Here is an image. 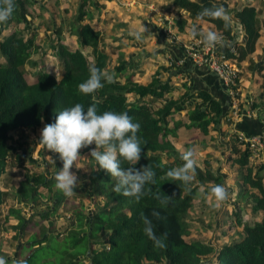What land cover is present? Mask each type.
<instances>
[{"label": "trees", "instance_id": "trees-1", "mask_svg": "<svg viewBox=\"0 0 264 264\" xmlns=\"http://www.w3.org/2000/svg\"><path fill=\"white\" fill-rule=\"evenodd\" d=\"M25 2L27 0H15V9L8 20L16 24H26L23 7ZM82 5L83 3L77 8L68 31L76 36L77 48L69 49L57 40L55 42L60 65L58 77L47 70H39L31 82L25 79L24 64L38 49L34 33L23 37L22 27L8 32L0 40V178L1 175L8 174L6 169L9 154L12 153L16 159L20 157L17 151L20 146L9 143L11 132L54 123L59 111L76 103L82 104L85 109L96 103L99 113L106 110L127 112L134 122L140 124L137 135L141 139L142 153L141 159L133 167L152 166L156 171V183L145 186L146 191H151L139 201L116 193L113 191L115 178L99 169L96 161L89 155L94 168L89 176L90 191L94 200L103 198L102 205L88 217L84 205L77 203L71 210L75 224L64 234L59 231L48 232L43 226L29 230L28 221L23 219L20 209L9 208L7 214L16 221L12 230L17 232V229L24 228L25 231H30L22 246L23 249H28V253L20 256L19 252L17 257L25 258L27 264H264V214L252 223H243L240 236L218 249L200 240L184 239L189 229L185 215L197 194V187L192 186V183L185 187L178 180L171 181L166 178V171L179 166L180 159L167 136L174 135L177 127L181 125L178 121L169 124V119L174 113L186 108V102L193 94L185 93L176 99L167 98L156 109H150L145 98L163 99L171 92L172 87L167 82L159 81L157 71L145 85L134 82L129 74L120 81L126 68L125 63L118 55L117 65L109 68V57L100 47V31L89 23H82L84 18L90 19V14L81 9ZM169 5L186 13V17L175 14L171 22L172 28L182 31L187 23L186 19L201 20L197 18V14L203 8L220 4L213 0H170ZM230 14L240 24L245 39L242 44L233 45V52L225 51L223 54L225 58L238 62L254 51L259 27L253 6L244 5L233 9ZM201 21L212 24L226 40L233 38L231 23L226 30L221 20L205 17ZM86 48L89 53H85ZM91 65L115 73V78L113 83L105 82L104 87L96 93L85 95L78 90V85L88 78ZM129 94L135 96L131 101L128 100ZM195 97L201 101V106L195 105L187 111L188 123L184 126L196 127L206 134L207 126L217 123L219 117L223 116L222 106L205 90L196 91ZM231 137L238 143L235 133ZM87 150L88 147L83 148L80 153ZM234 151L236 157L233 162L240 169H244L240 176L243 186L255 190V193L243 192L246 194L245 201L252 212L264 211V165L257 166L252 172V167L248 164V147L243 146ZM163 157H172L173 160L163 162ZM60 163L62 164L61 161ZM203 163L205 167L208 165L207 161ZM121 166L129 165L122 163ZM204 175L207 180H216V175L209 170H205ZM39 188L46 190L53 201L50 211L38 215L40 220H46L69 197L56 189L54 177L47 178L43 173L25 174L14 190L16 203L37 204ZM173 193L176 196L172 203L161 207L157 195L163 197ZM238 195L243 197L241 193ZM5 196L6 193L0 191V204ZM154 210L159 212V218L152 215ZM142 213L151 219L154 231L163 239L165 247L154 246L153 241L145 235ZM101 233L104 239H100ZM93 244L99 248L95 249ZM209 254L214 255L213 260L201 262L202 257Z\"/></svg>", "mask_w": 264, "mask_h": 264}, {"label": "rangeland", "instance_id": "rangeland-1", "mask_svg": "<svg viewBox=\"0 0 264 264\" xmlns=\"http://www.w3.org/2000/svg\"><path fill=\"white\" fill-rule=\"evenodd\" d=\"M157 1L159 0H27V2L23 4L26 26L23 22L16 24L12 20L0 24V40L8 32H13L22 27L23 30L21 35L23 37H26L29 33L35 34V43L38 45V49L24 64V77L28 82H31L39 70H47L46 61H53V59H51L53 57L57 60L55 49L56 40L63 45H65V43L75 45L74 40L76 36L68 31L74 21L77 8L83 3L81 9L90 14V19L84 18L82 23H89V25L95 29L100 30V47L108 55L109 68H111L110 66L114 67L119 62L117 54L120 52L116 53V51L114 52L112 49V46L115 45L112 44L113 38L114 40L117 39L113 37V33L119 28L118 25L125 23V25L129 24L135 28L137 23L142 24L143 21L147 29V27L151 28L153 25L156 26L157 22H159V25H157L159 31L163 33L164 36L166 35L168 38H171L168 26L169 23H167L169 20L162 18L156 21L159 17L160 8L158 10L153 9L151 4H155L154 6L158 7L159 4ZM168 1L169 0H166V2ZM124 19L126 21H123ZM127 29L128 27H125L122 30L123 35L131 37L130 30ZM151 34L155 36V32ZM64 40L66 42H64ZM121 43H123L122 40L116 42L117 45ZM84 51L85 53H89V49L87 48ZM48 56L50 59H48ZM120 56L122 55L120 54ZM88 59L90 60L89 56ZM55 66V68H58L60 71L59 62H55ZM125 72L126 71L123 70L122 79L126 75ZM129 75L132 76V74ZM122 79L120 81H122ZM131 79L134 82L136 81L133 77ZM167 98L166 95L163 99ZM128 100L131 101L130 99ZM145 100L148 101L149 107L152 110L162 104L158 99L146 97ZM42 127L43 125L35 129H22L13 131L10 134L11 138L9 139V143H15V145L20 146L17 149L20 153V157L16 159L13 158L12 153L9 154L7 158V167L10 168V170L3 178L2 186H4V188L1 190V192L6 193V196L0 204V248L5 250V252L0 253H2V256L6 255V257L9 258H16V256H18V253L14 256V247L16 244H22L19 251L20 256H23V253H25V255L28 253V249H23L22 246L27 241L25 236L30 232L28 230L25 231L24 228L17 229V232L12 230V226L16 221L7 214L9 208L20 209L21 216L24 220L28 221L29 230H35L36 228L40 229V227L43 226L48 232L51 230L52 232L59 231L64 234L75 224L71 210L77 203V205H79V203L84 205V211L87 213L88 217H91L103 203V198H96L94 200V195L90 191L89 176L94 168L89 160V153L95 147V144L89 145V150L80 153L81 158L76 162V167L78 169L74 166L72 171L77 174L81 182L78 184L75 194L69 197L67 202H62L57 206L54 215H49L46 220H40L41 218L38 216L39 214L50 211L53 205L51 196L42 188L38 189L40 196L38 201H36L37 204L34 205L32 202H24L23 204L16 203L14 194L15 189L12 187L13 184L11 182V179L15 175L21 176L25 174L43 173L47 178L55 177L57 171L62 167L58 154L47 151L45 147L39 143ZM232 141L235 144L237 142L234 139H232ZM235 153H232L233 155L230 158L225 157V162H228L229 159L232 160V163H229L228 167L220 168L206 166L203 167L204 171H202L201 168L197 170L195 179L191 184L197 187V194L192 200L191 206L185 215V219L189 223L188 234L184 237L186 241L200 240L205 243H210L213 248L218 249L223 245L231 243L240 236L243 223H252L264 214V211L252 212L250 205L245 201V195L253 191L255 193V190L243 186L244 184H242L240 176L244 173V169H240L238 165L233 162V158L236 156ZM24 156L26 158H24ZM162 161H166V158L163 157ZM248 164H250L252 172H254L257 166L262 163L260 161L256 163L255 160L248 157ZM213 168L216 169V172H213V175H216V180L212 181L205 179V170L211 171ZM199 176L201 179H199ZM212 184H223L231 193L230 198L220 208L214 207V201L201 195V189H207L208 186ZM244 191L246 194H243ZM240 193L243 197L238 195ZM87 233V230H85V234ZM14 235L15 237H13ZM100 236V239H104L102 233ZM89 244L92 243L90 242ZM93 247L95 249L99 248L96 244H93ZM22 250L25 251L23 252ZM213 256V254H209L206 257H202L201 262L213 260Z\"/></svg>", "mask_w": 264, "mask_h": 264}, {"label": "crops", "instance_id": "crops-1", "mask_svg": "<svg viewBox=\"0 0 264 264\" xmlns=\"http://www.w3.org/2000/svg\"><path fill=\"white\" fill-rule=\"evenodd\" d=\"M169 1L159 0L157 1L159 4L158 7H155V4H151V6L156 10L160 8L159 17L156 21L162 18L169 20L167 23H169L168 26L171 38H168L166 35L164 36L163 33L159 31L157 26L159 22H157L156 26L153 25V27H151L152 29L147 27V32L145 33L143 41L138 42L132 36L126 37L127 35H123L122 30L125 27H128L127 30H132V28H134L129 24L125 25V23H123L118 25L119 28L113 33V37L117 39L114 40L113 38L112 44L115 45L112 46V49L114 52L116 51V53L120 52L117 54V57L120 54L122 55L121 61H123L126 66L125 73L132 74L133 79L136 80L135 82L145 85L149 82L151 75L157 71V78L159 81L167 82L172 87L170 92L171 95H167L168 98L176 99L185 93L193 94L192 98L186 102V108L174 113L169 119V124L174 121L181 123L175 130L174 135L167 136V139L172 144L177 154L180 155L182 148L194 147L197 150V170L201 168V170L204 171V161H207V166L209 167H228V164H231L232 160L229 159L228 162H225V157L230 158L233 155L232 153H235L234 149L242 148L239 142H236V144L233 143L232 139H234V137H231L233 133H235L236 139L238 137L237 134H242L243 136L261 134L264 137V0H213L217 1L221 6H224L229 13L233 9H239L244 5L253 6L256 11L259 37L255 42L254 51L242 61L237 62L227 58L229 64L234 66L237 70V81L231 89H228L210 69L194 65L183 52V45L189 43L193 39L189 36V30L192 24H197L202 30L216 31L213 25L201 20L186 19L187 23L183 30L177 31L175 28L171 27V22L175 14H182L183 17H186V13L182 10L174 9L172 5H169ZM230 16L233 38L227 40L230 42L228 46H218L219 50L223 53L225 51H230L235 43L242 44L245 39L240 24L233 18L232 14H230ZM123 21L126 20L124 19ZM142 24L145 26L143 21ZM139 25L141 24L137 23L136 27ZM152 32H155V36L151 34ZM119 40H122L123 43L117 45L116 42ZM64 42L66 41L64 40ZM74 44L75 45L65 43L69 49L77 48L76 38ZM54 58L55 57L51 58L53 59L51 62L46 61V69L55 77H58L60 71L58 68H55V62L58 61ZM48 59H50L49 56ZM198 90L207 91L209 95L220 102L222 106L223 116L219 117L217 123H210L207 126L206 134L201 133L196 127L186 128L184 126L185 123H188L187 111L192 109L195 105L201 106V101L195 97V93ZM133 96L134 95L129 94L128 99L132 100L135 98V96ZM159 100L163 103L165 99H158V101ZM249 158L255 160L256 163L260 161L262 163L261 165H264V149L255 156L249 154ZM172 160V157L166 158L164 162H171ZM178 162L179 165L183 163L180 159H178ZM9 170L10 168H7L6 172ZM211 172H216V169L213 168ZM22 177L23 175H15L11 179L14 189H16ZM3 178L4 174L1 175L0 178V191L4 188V186H2ZM20 246L19 244L15 245L14 256L19 253ZM24 251L25 250H23V252ZM0 252H5V250L0 248ZM24 254L25 253H23V255ZM0 255H2V253H0ZM4 257L9 260V262L12 259L6 257V255H4Z\"/></svg>", "mask_w": 264, "mask_h": 264}, {"label": "clouds", "instance_id": "clouds-1", "mask_svg": "<svg viewBox=\"0 0 264 264\" xmlns=\"http://www.w3.org/2000/svg\"><path fill=\"white\" fill-rule=\"evenodd\" d=\"M15 9V0H0V24L8 21ZM205 17L221 20L224 28L230 27L231 16L229 11L221 5L203 8L197 14L198 19ZM147 29L143 24L130 30V35L136 41L142 42ZM189 36L199 37L200 42L208 48L228 46V42L220 33L213 30H202L193 24ZM115 73L102 70L95 65L89 67L88 78L78 85V90L85 95L96 93L104 87V83H113ZM140 124L134 122L127 112L106 110L99 113L96 103L85 107L75 105L59 111L54 123L44 124L40 131L39 143L47 151L58 154L62 167L55 174V187L66 197L75 194L81 182L75 172L76 162L81 158L80 150L95 144L90 151L99 169L115 178L113 191L139 201L148 194L146 185L156 183V171L150 165L140 168L133 167L141 159V139L137 135ZM197 150L194 147L182 148L180 159L183 163L166 171V178L171 181H180L185 187L189 186L196 176ZM54 163V162H53ZM122 163L129 165L122 167ZM78 169V168H77ZM201 195L214 201V207L220 208L230 198L231 193L223 184H212L207 189H201ZM176 193L172 195H157L161 207L172 203ZM153 216L159 218V212L153 211ZM144 233L151 239L156 247H165L163 239L158 237L149 217L141 214ZM166 238V237H165ZM0 264H27L23 257L12 258L11 261L0 255Z\"/></svg>", "mask_w": 264, "mask_h": 264}, {"label": "built area", "instance_id": "built-area-1", "mask_svg": "<svg viewBox=\"0 0 264 264\" xmlns=\"http://www.w3.org/2000/svg\"><path fill=\"white\" fill-rule=\"evenodd\" d=\"M233 52V48L230 49ZM184 55L196 66H203L215 73L217 78L228 88L231 89L237 81V70L230 65L218 46L208 48L200 42V38H193L189 43L183 45ZM238 142L248 147L250 155L255 156L264 149L263 135L243 136L237 134Z\"/></svg>", "mask_w": 264, "mask_h": 264}]
</instances>
